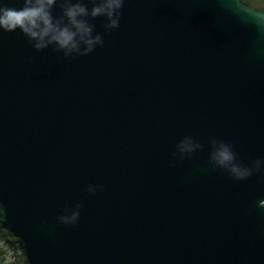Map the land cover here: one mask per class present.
Wrapping results in <instances>:
<instances>
[{
	"label": "water",
	"instance_id": "water-1",
	"mask_svg": "<svg viewBox=\"0 0 264 264\" xmlns=\"http://www.w3.org/2000/svg\"><path fill=\"white\" fill-rule=\"evenodd\" d=\"M106 22L77 59L0 32V210L28 262L264 264V171L235 181L209 162L211 138L264 158V11L125 0ZM185 136L203 148L174 160Z\"/></svg>",
	"mask_w": 264,
	"mask_h": 264
},
{
	"label": "clouds",
	"instance_id": "clouds-1",
	"mask_svg": "<svg viewBox=\"0 0 264 264\" xmlns=\"http://www.w3.org/2000/svg\"><path fill=\"white\" fill-rule=\"evenodd\" d=\"M124 3L125 0H22L20 7H12L8 0H0V32L19 31L37 52L51 48L66 59H77L104 44L102 35L95 32V25L90 21L103 17L107 21L103 25L105 30L117 29ZM57 6L61 9L58 16L53 14ZM209 144V162L213 168L228 173L235 181L247 180L254 173L264 171V158L245 165L231 144L216 138H211ZM202 148L193 137L185 136L177 143L172 157L174 160L191 159ZM98 188L102 190V186L89 184L87 192L95 195ZM82 208L83 205L77 203L65 209V214L58 217L59 222L74 226Z\"/></svg>",
	"mask_w": 264,
	"mask_h": 264
},
{
	"label": "trees",
	"instance_id": "trees-1",
	"mask_svg": "<svg viewBox=\"0 0 264 264\" xmlns=\"http://www.w3.org/2000/svg\"><path fill=\"white\" fill-rule=\"evenodd\" d=\"M240 1L241 3L248 6V3L245 2L244 0H240ZM0 238L3 239L5 242H7V244H10L12 249H14V252L19 251V254L18 255L15 254V256L18 258V260H21L22 264H29L28 261L26 260L22 244L20 243L18 238L14 235V233L11 231L9 226L3 220L1 211H0ZM2 253H3L2 248L0 247V257L2 256ZM0 264L2 263L0 262ZM9 264H13V263H9Z\"/></svg>",
	"mask_w": 264,
	"mask_h": 264
},
{
	"label": "rangeland",
	"instance_id": "rangeland-1",
	"mask_svg": "<svg viewBox=\"0 0 264 264\" xmlns=\"http://www.w3.org/2000/svg\"><path fill=\"white\" fill-rule=\"evenodd\" d=\"M248 3V6L251 8H254L256 10H263L261 8H264V0H244ZM258 8V9H257ZM0 247L2 248V256L0 257V262L2 264H22L21 260H18V258L15 256L19 254V251L14 252V249H12L10 244H7L3 239L0 238ZM17 261V262H16Z\"/></svg>",
	"mask_w": 264,
	"mask_h": 264
}]
</instances>
